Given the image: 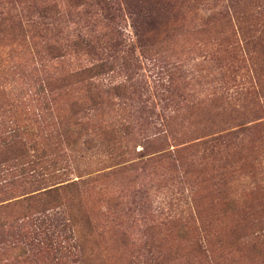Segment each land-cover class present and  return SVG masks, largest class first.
<instances>
[{
    "label": "rangeland",
    "instance_id": "rangeland-1",
    "mask_svg": "<svg viewBox=\"0 0 264 264\" xmlns=\"http://www.w3.org/2000/svg\"><path fill=\"white\" fill-rule=\"evenodd\" d=\"M47 1L56 6L52 16H41V0H0V87L9 99L19 100L11 101L9 115L40 132L38 143L47 141L44 128L51 133L49 141H58L53 148L64 159L67 179H89L75 208L76 233L62 225L68 230L65 236L81 237L89 264H146L144 257L156 248L168 256L166 264H264V236L253 234L264 230V142H257V136L243 138L237 141L240 152L230 148L212 160H201L198 148L173 153L208 132L196 131L201 118L228 127L245 121H229V111L208 108L217 77L214 60L227 34L216 45L208 33L197 32L204 30L201 8L206 0ZM52 37L66 52L54 65V75L84 61L107 63L104 83L125 86L124 97L109 96L110 105L91 111L90 121L87 114L69 110L67 103L80 93L75 85L47 101L42 113L35 102L20 100L19 95L27 100L37 81L52 75L53 69L44 75L36 67L44 54L40 43ZM78 40L87 52L74 50ZM192 104L201 118L183 120L184 113L176 109L185 111ZM75 122L79 127H73ZM110 124L119 131L106 137L103 129ZM125 124L126 136L121 130ZM62 132L70 143L77 139L75 132L78 140L90 135L94 141L71 153ZM219 189L227 190L225 199H219ZM168 212L182 224L191 221L190 231L166 224ZM41 236L16 229L0 232V264H66L37 247L33 239ZM201 243L207 244L205 255L195 250Z\"/></svg>",
    "mask_w": 264,
    "mask_h": 264
},
{
    "label": "trees",
    "instance_id": "trees-1",
    "mask_svg": "<svg viewBox=\"0 0 264 264\" xmlns=\"http://www.w3.org/2000/svg\"><path fill=\"white\" fill-rule=\"evenodd\" d=\"M41 1L43 3L37 5L41 16L45 13L52 16L56 6L47 0ZM69 1L82 4L80 2L83 0ZM201 10L203 11L204 30H198V33H208L216 45H220L217 44L218 41L220 42V37L227 34L226 42L223 43L224 49L214 60L217 77L213 92L208 99V108L222 112L229 111L231 113L229 121L240 117L245 118V121L229 127L228 125L223 126L224 121L209 125L203 122L207 119L201 118L194 104L186 106L185 111L182 108L176 109L178 113H184L183 120L200 117L196 131L206 130L208 132L198 137L195 144L175 150L173 153L198 148L197 151H200L203 156H200V159L212 160V157L221 155L230 148L232 153L234 150L237 153L240 152L239 146L241 145L237 141H243V138L257 136V142L258 140L264 142V2L237 0L229 4L224 3V0H206ZM40 46L43 47L44 54L38 58L36 67L44 75L49 73L50 69H53V73L42 79L41 83L37 81V87L29 90L30 95L26 94L27 100L19 95L20 100L38 104V113L46 109L47 101L54 102L61 97V92L71 85L78 86L80 93L67 103L69 110L71 114L79 112H83V116L87 114L85 117L87 121L93 117L91 111L103 110L110 105L109 96L118 100L124 97L125 86H111L109 82L104 83L105 79H109L110 67L107 63L94 64L84 61L73 67L68 66L65 73L54 75L56 69L54 65L58 66L61 59L66 56L64 47L57 38L53 37L45 43L41 42ZM72 47L76 51L83 52L84 50L85 52L87 50L84 49L87 45H84L82 40L73 43ZM242 63L244 65H241ZM234 64L237 65L234 66ZM34 71L38 70L34 69ZM8 96L6 89L0 87V232L16 229L18 232L26 231L31 237L38 233L42 235L40 239H33L37 247L40 250L45 247L46 252L54 254L58 261H64L66 264H89V256L79 243L81 237L78 236L77 239L75 235L65 236L68 227L71 228L69 230L72 234L76 233L74 229L75 208L82 203L89 179L83 180L80 175L77 179H67V169L63 165L64 159L60 152L57 154L53 148L58 145L56 143L58 141L55 143L49 141L48 137L51 133H47L44 128L43 132L47 141L38 143L36 140L40 132L32 130L31 126L19 124L13 115H9L12 113L13 103L19 100L9 99ZM35 96L38 98H34ZM118 110L117 108L116 111ZM79 123L75 122L73 127H79ZM104 127L107 128L103 129L106 137H113L114 133L119 131L111 124ZM128 127L129 124H125L121 130L126 133ZM78 133H72L77 134V139L75 137L70 143L67 142L69 137L62 132V140L71 153H80V147L85 148L87 144L94 141L93 137H88L90 135H87V139L83 141L78 140ZM256 133L261 135H256ZM75 168L79 170L78 166ZM219 190L217 191L219 199L221 197L225 199L227 190ZM169 214L171 215L168 212L164 219L166 224H173L174 228L182 233L190 231L191 221L188 220L182 224L179 219L176 220ZM62 225L67 226L66 229L62 228ZM149 229L153 231L155 227L151 226ZM81 230L86 236L88 235L84 227ZM201 230L205 231L203 225ZM253 234L255 238L263 237L264 230L258 229ZM150 238H153V234ZM203 240L205 242L206 239ZM206 246L207 244H197L195 250L199 255H205L208 251ZM26 249L29 250V245ZM156 251L146 255L145 260L142 255L137 257L146 264H166L169 260L168 256L157 248Z\"/></svg>",
    "mask_w": 264,
    "mask_h": 264
}]
</instances>
